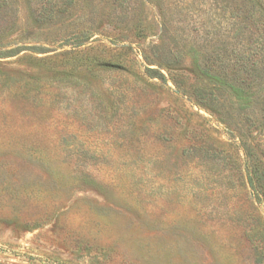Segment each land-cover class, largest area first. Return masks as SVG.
<instances>
[{"label": "rangeland", "instance_id": "rangeland-1", "mask_svg": "<svg viewBox=\"0 0 264 264\" xmlns=\"http://www.w3.org/2000/svg\"><path fill=\"white\" fill-rule=\"evenodd\" d=\"M236 3L0 2V264H258L264 88L200 71L257 61L264 29L237 32Z\"/></svg>", "mask_w": 264, "mask_h": 264}, {"label": "trees", "instance_id": "trees-1", "mask_svg": "<svg viewBox=\"0 0 264 264\" xmlns=\"http://www.w3.org/2000/svg\"><path fill=\"white\" fill-rule=\"evenodd\" d=\"M3 1L5 0H0V2ZM117 1L125 2L126 0ZM237 1H240V3H236L235 8H233L230 13V19L232 21H236L235 23H237V32H243V22L252 23L258 30L264 29V13H262L259 9L263 8L264 5L262 6L261 4L258 6V3H255V0ZM257 1L259 2V0ZM258 37L259 38L255 42L257 44V54L259 55L257 57V61H253L254 56L245 57L239 53V49H236V51L233 52V57L227 56L224 59L223 57L216 55L213 61H206V63H204L205 66L200 67V71L207 78L213 79L212 83L217 86V89H223L226 87V90H229L230 93L234 94L238 98L243 96L245 90H249L257 84L263 85L262 88H264V32L262 31L259 33ZM89 51L90 49L86 50L84 53L88 55ZM84 59L88 61L89 57L86 56ZM144 59L148 65H152L150 64L151 61H149L148 57H144ZM214 62L215 64L224 62L227 64L228 68L221 71H214ZM144 74H146L150 79H160L162 83L167 81L163 73L155 69L146 68ZM214 91L215 90L210 87H196L194 89V94L198 97V99H202L201 102H205L207 100L213 102ZM245 152L247 157L249 182L252 188H254L262 197V201L264 203V165L258 158H256L250 146L245 145ZM248 239L250 243H254V249L259 255L258 264H264V227L259 230H252V232L249 233Z\"/></svg>", "mask_w": 264, "mask_h": 264}]
</instances>
